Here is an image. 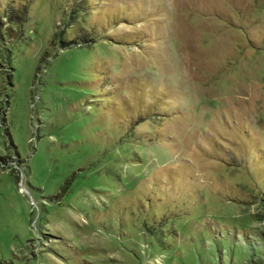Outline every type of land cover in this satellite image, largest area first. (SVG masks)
Instances as JSON below:
<instances>
[{
    "label": "rangeland",
    "instance_id": "1",
    "mask_svg": "<svg viewBox=\"0 0 264 264\" xmlns=\"http://www.w3.org/2000/svg\"><path fill=\"white\" fill-rule=\"evenodd\" d=\"M264 0H0V264H264Z\"/></svg>",
    "mask_w": 264,
    "mask_h": 264
},
{
    "label": "trees",
    "instance_id": "2",
    "mask_svg": "<svg viewBox=\"0 0 264 264\" xmlns=\"http://www.w3.org/2000/svg\"><path fill=\"white\" fill-rule=\"evenodd\" d=\"M264 196V195H263Z\"/></svg>",
    "mask_w": 264,
    "mask_h": 264
}]
</instances>
